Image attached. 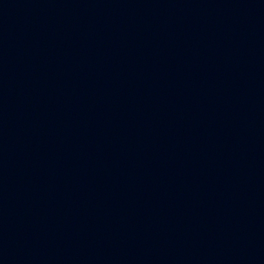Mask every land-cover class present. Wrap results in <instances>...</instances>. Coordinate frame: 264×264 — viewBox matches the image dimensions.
<instances>
[{
	"label": "water",
	"instance_id": "1",
	"mask_svg": "<svg viewBox=\"0 0 264 264\" xmlns=\"http://www.w3.org/2000/svg\"><path fill=\"white\" fill-rule=\"evenodd\" d=\"M0 264H264V0H0Z\"/></svg>",
	"mask_w": 264,
	"mask_h": 264
}]
</instances>
